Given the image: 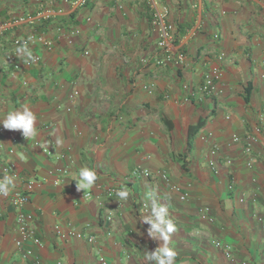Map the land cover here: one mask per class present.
Instances as JSON below:
<instances>
[{
    "label": "crops",
    "instance_id": "0c3cea01",
    "mask_svg": "<svg viewBox=\"0 0 264 264\" xmlns=\"http://www.w3.org/2000/svg\"><path fill=\"white\" fill-rule=\"evenodd\" d=\"M43 1L60 12L5 30L0 47V119L25 106L37 117L32 139L19 130L0 133V156L13 149L16 165L4 172L0 162V178L13 177L16 191L30 185L25 209L34 215L41 245L15 246L16 210L0 198V264H148L147 251L163 243L148 236L150 225L142 221L151 215L146 194L153 191L177 226L169 240L175 264H235L215 239L246 264H264V119L257 122L264 96V0H157L173 25L172 50L185 54L183 64L162 66L154 63L156 34L146 0H88L78 8ZM38 6L0 0V19L34 15ZM57 28L77 34L68 43ZM30 33L52 44L31 45L40 62L29 66L16 49L15 69L4 52L14 51L13 37ZM216 64L221 91L201 94L203 75ZM255 124L260 131L249 156L243 146ZM83 167L98 175L85 191L76 185ZM108 186L126 189L128 199L106 197ZM25 248L33 255L23 257Z\"/></svg>",
    "mask_w": 264,
    "mask_h": 264
},
{
    "label": "built area",
    "instance_id": "2783aa9c",
    "mask_svg": "<svg viewBox=\"0 0 264 264\" xmlns=\"http://www.w3.org/2000/svg\"><path fill=\"white\" fill-rule=\"evenodd\" d=\"M39 6L34 15L26 14V15H18L9 19H0V47L3 46V32L9 28H12L17 25L21 24H31L35 20L39 19H50L59 13V10H55L52 8H45V4L43 0H34ZM64 2H68L72 7L78 8L83 7L87 4L88 0H64ZM147 9L149 14L150 23L152 26L153 31L156 34V42L155 48L158 51L157 56H155L154 63L156 65L162 66L168 63H172L175 65H181L185 62V54L180 51L172 50L173 48V25L168 21V10L167 8L160 4L157 0H146ZM89 20V18H86ZM57 31L63 36L68 43L72 42V38L77 34V30L75 28H69L65 30H61L57 28ZM214 38H218L217 34H214ZM14 51H5L4 57L6 60L13 63V67L16 69L19 67V63L15 59V50L20 48H30L33 44H40L44 47H50L52 42L46 39L41 34L30 33L24 37H13L11 39ZM84 54H87L85 51ZM33 59L28 60L26 58L24 63L26 66L29 65H36L40 62V57L38 55L32 54ZM225 57L223 52L217 54L216 59L218 61H222ZM144 61V60H143ZM222 76V71L219 66L216 64L215 66L209 68V70L203 75L202 83L198 86L197 91L201 94L205 95H213L220 93V89L218 87L219 79ZM150 91V88H147ZM184 89L189 92L190 96H193L192 90L188 89V86L185 85ZM74 94L69 95V101L73 102ZM185 100H188L186 97ZM67 110H70L68 107ZM264 119V96L262 98V104L258 112L257 122L260 123ZM6 129L3 128L2 124H0V133L4 132ZM260 131V125L255 124L252 127V132L248 133L245 137V144L243 146V151L246 155H252V147L255 141L257 140V134ZM22 138H24L22 136ZM18 139H14L13 142H17ZM239 141L238 137H233L232 142ZM1 148V144H0ZM217 147H213L211 149V153L215 154ZM13 153V149L9 148L5 150V155L0 156V162L3 163V170L4 172H13L15 170V163L10 159L11 154ZM46 153H50L47 151ZM253 159L248 161V165L252 163ZM212 164V162H211ZM156 175L165 183L169 184V177L166 172H155ZM140 174L144 177L151 176V172L148 170L140 171ZM171 189H176L175 186H170ZM30 185L25 189V191H16L13 190L9 195L4 196L0 195V198L6 199L12 205L13 208L16 210V227L15 232L17 234L16 238L14 239V244L17 248L22 249L23 245L33 244L35 246H40L41 241L36 233V225L34 220L33 213L27 211L25 209L26 204L29 202V190ZM122 190L120 187L108 186L105 188V196L110 198H117L119 201H125L127 199H120L117 196V192ZM187 194L182 193L179 195L180 200H184ZM85 197H91V194L88 192L85 194ZM1 207V201H0ZM143 210L147 211V207L143 204ZM2 216V211L0 208V218ZM201 219L211 220L207 214L202 213L200 215ZM112 219L111 213H107L106 220L109 221ZM72 234L77 237L81 238L82 234L80 232L72 231ZM88 242H93V236L87 237ZM213 245L220 247L224 253V255L235 264H246L245 261L240 260L236 253L232 251L231 246L229 244H222L219 240L215 239L212 241ZM22 256L27 258L33 255V250L31 248H25L22 251ZM101 262L104 263V259L101 257L99 258ZM34 264H41L40 260L34 259Z\"/></svg>",
    "mask_w": 264,
    "mask_h": 264
},
{
    "label": "clouds",
    "instance_id": "9594fccd",
    "mask_svg": "<svg viewBox=\"0 0 264 264\" xmlns=\"http://www.w3.org/2000/svg\"><path fill=\"white\" fill-rule=\"evenodd\" d=\"M23 54L28 60L33 59L31 51L27 47L17 50ZM37 117L29 107L25 106L22 109H15L7 112L2 119L4 129L19 130L22 136L29 140L37 135L36 129ZM57 144H61L57 140ZM98 179L97 171L94 168L83 167L79 171L78 182H76L78 190H86L94 186ZM15 181L11 176L0 178V195L7 196L15 189ZM147 199L151 200V215L142 216V221L150 225L147 229V234L152 239L162 240L161 246L155 248L154 251L146 253L145 259L148 264H175L177 252L169 246L171 235L177 230L176 224L169 217V208L164 203H159L156 199V193L153 191L147 193ZM120 199H127L129 193L126 189L117 192Z\"/></svg>",
    "mask_w": 264,
    "mask_h": 264
},
{
    "label": "trees",
    "instance_id": "16d2710c",
    "mask_svg": "<svg viewBox=\"0 0 264 264\" xmlns=\"http://www.w3.org/2000/svg\"><path fill=\"white\" fill-rule=\"evenodd\" d=\"M23 2H26V0H22ZM202 126V121L200 120L197 124H195L194 126H191L189 128V132H190V129L192 128H195V130L193 132H190L191 134L195 135L197 130Z\"/></svg>",
    "mask_w": 264,
    "mask_h": 264
},
{
    "label": "rangeland",
    "instance_id": "374dc122",
    "mask_svg": "<svg viewBox=\"0 0 264 264\" xmlns=\"http://www.w3.org/2000/svg\"><path fill=\"white\" fill-rule=\"evenodd\" d=\"M148 210V209H147Z\"/></svg>",
    "mask_w": 264,
    "mask_h": 264
}]
</instances>
